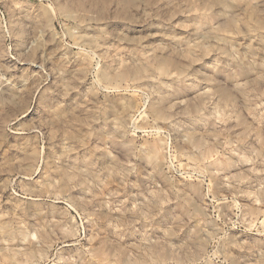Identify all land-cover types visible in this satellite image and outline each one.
Returning <instances> with one entry per match:
<instances>
[{
    "label": "rangeland",
    "instance_id": "obj_1",
    "mask_svg": "<svg viewBox=\"0 0 264 264\" xmlns=\"http://www.w3.org/2000/svg\"><path fill=\"white\" fill-rule=\"evenodd\" d=\"M0 264H264V0H0Z\"/></svg>",
    "mask_w": 264,
    "mask_h": 264
}]
</instances>
